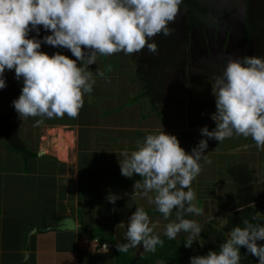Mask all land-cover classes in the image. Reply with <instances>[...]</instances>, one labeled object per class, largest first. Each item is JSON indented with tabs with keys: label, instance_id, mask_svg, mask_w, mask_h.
I'll return each instance as SVG.
<instances>
[{
	"label": "clouds",
	"instance_id": "1",
	"mask_svg": "<svg viewBox=\"0 0 264 264\" xmlns=\"http://www.w3.org/2000/svg\"><path fill=\"white\" fill-rule=\"evenodd\" d=\"M182 2L0 0V89L6 87V69L14 70L15 78L23 81L20 96L12 102L21 118L40 117L36 126L42 124L44 118L66 115L75 119L83 108L85 95L92 93L96 83L89 65L95 64L98 57L121 52L135 55L146 48L150 53H157L154 38L172 34L174 29L169 25L175 23ZM41 26L51 32L43 38V43L68 49L76 59L42 52L41 41L28 38L33 30L38 36ZM96 75L104 73L97 70ZM211 85L216 111L210 118L216 127L212 131L206 126L200 130L201 136L207 139H201L191 153L180 146L175 135L166 134L161 128L142 141L137 140L136 150H124L120 154L121 175L140 177L134 184V195L141 191L145 196L154 193L149 203L169 221L164 235L174 240L179 233H188L186 248H191L202 233L201 224L185 216L203 214L197 206L192 182L202 171L201 162L207 160L208 140L220 143L234 135L243 136L251 138L257 149L264 151V57L226 60L223 72L212 77ZM120 198L112 193L106 197L112 204ZM242 225L232 229L218 251L193 256L190 264H240L242 247L258 258V264H264V245L257 243L264 241V226L247 219ZM158 226L159 222H152L143 207H137L129 217L126 242L116 245L117 250L128 252L142 246L144 251L155 253L157 246L164 244L155 232ZM84 240L86 252H106L89 249V243L95 240L111 245L114 252L113 245L102 239L85 236Z\"/></svg>",
	"mask_w": 264,
	"mask_h": 264
},
{
	"label": "crops",
	"instance_id": "2",
	"mask_svg": "<svg viewBox=\"0 0 264 264\" xmlns=\"http://www.w3.org/2000/svg\"><path fill=\"white\" fill-rule=\"evenodd\" d=\"M55 52L76 59L63 47ZM126 56L121 52L111 58L98 57L95 64L89 65L96 83L92 93L85 95L77 118L66 115L44 118V122L36 126L40 117L17 115V128L24 130L20 134L18 130V135L34 156L25 159L7 150L0 141V264H20L24 254L29 255V264H120L128 256H141L147 253L142 246L128 252H119L116 248L126 242L129 217L137 207H143L152 222H159L155 232L165 236L169 221L164 220L161 213L152 212L155 205L149 203V197L154 193L145 196L141 191L134 195V184L140 177L121 175L120 154L124 150H136L137 140L142 141L161 128L166 134L175 135L180 146L191 153L201 139H207L201 136L200 130L206 126L212 131L216 127L210 118L216 108L206 109L202 126L195 129L190 124L186 103L183 106L166 103L167 95L158 106L150 107L148 98L138 95L139 85L135 86L130 78L133 70L117 63ZM97 70L104 75H96ZM198 122L197 116L192 118V123ZM225 150L231 152L227 161ZM243 152L249 156L245 157L246 165L240 166ZM205 155L207 160L201 162L202 171L192 182L195 192L197 181L199 184L202 178L222 177V173L227 175V167H236L240 168L239 178L246 193L252 198L253 194H259L260 185L253 179L259 178L256 173H260L264 180V151L258 150L251 138L234 135L220 143L209 139ZM248 175L250 180L245 179ZM227 177L231 182L228 185L234 190L233 181ZM261 185L264 186V181ZM110 193L121 198L115 204L109 203L106 197ZM232 199L234 201V195ZM200 202L203 201H196L198 207ZM66 217L74 219L80 227L76 231L36 234L27 246L31 230L40 228L43 223L54 226ZM171 219H175V212ZM83 236L111 243L114 252L84 251ZM185 236L182 237L186 239ZM149 264L170 263L158 259Z\"/></svg>",
	"mask_w": 264,
	"mask_h": 264
},
{
	"label": "trees",
	"instance_id": "3",
	"mask_svg": "<svg viewBox=\"0 0 264 264\" xmlns=\"http://www.w3.org/2000/svg\"><path fill=\"white\" fill-rule=\"evenodd\" d=\"M184 9L190 7L192 9L190 14L188 11L184 10V14L179 13V15H183L185 18L184 25V42L178 41L182 36L178 34L176 31H173L169 36L158 35L154 38V42L158 45L157 53H150L146 48L135 54L130 55L129 58L131 62L135 63L137 66L135 75L138 80V84L141 87V96L147 97L151 104L152 108H155L160 101H163L167 94L166 84L170 85L167 81H173V78L169 77V73L171 72L170 68H176L180 60L184 58L183 47L182 45L187 42V39L190 35L192 28H197L202 32L206 30V26L210 25V22L206 20L205 16L208 13L207 7L199 5L201 1L195 2L194 0H183ZM249 4V0L245 1V7ZM207 6L206 4H204ZM209 8V7H208ZM262 9V8H260ZM259 11V10H258ZM264 16V15H262ZM257 19L254 16L247 15L245 26L243 28V57L248 56H256V57H264V35L260 32V28H262L261 20L259 18V24L257 26ZM171 29H173L172 24L169 25ZM47 35H51V32L45 31L41 26L39 29V35L35 30L29 33L28 38H36L41 41V51L51 56L57 48L46 43H43V38ZM259 40L260 46L256 54H253L251 51V45L253 40ZM142 61H147L149 68L141 72ZM138 72L142 73L140 77L138 76ZM180 76L181 83L185 79V77ZM5 80L6 87L4 89H0V141L3 143L4 147L10 152H15L21 155L23 158L27 159L29 157L34 156L27 147L22 139L18 135L17 128V115L18 113L15 111L12 102L21 94V90L23 87V81L17 80L15 78L14 70L5 71ZM190 107L189 113L191 115L190 124L193 128H199L203 122L204 117L203 114L205 112L199 113V109L201 108L198 102L190 96L189 98ZM193 110V111H192ZM200 114L201 117H200ZM192 115L197 116L199 122L192 123ZM245 166V164H243ZM236 167H227L226 173L231 178L235 187L234 194V203L232 205V209L225 211L224 227L221 230L222 233L217 232V239H221L223 241H217L212 245H203L200 248L199 241L206 238L207 235L216 232L213 229H205L202 231L199 238H196V242L193 243L191 248H186L184 243L186 239L182 236H178L177 240H169L166 236L160 235L161 239L164 240V244L162 247L157 246L155 253L147 252L138 257L128 256L124 260H121L120 264H149L152 260H168L170 264H190V258L193 256H203L206 255L209 251H218L220 245L226 241V234H229L234 227L243 226L242 221L244 219L249 220L252 223L260 224L264 226V215L260 214V209H262V204H254L252 206V195L246 192L247 189L244 185H241L242 179L239 176L234 174ZM245 174L247 172L245 171ZM250 193V192H249ZM237 209H241L237 211ZM152 212H158L156 209L152 210ZM175 212V210L173 211ZM229 212V214H227ZM253 217L256 219L253 220ZM186 219H192V215L185 216ZM86 232V229H83ZM259 245H264V241H258ZM241 260L240 264H258V258L252 256L247 253L245 248L240 249Z\"/></svg>",
	"mask_w": 264,
	"mask_h": 264
},
{
	"label": "rangeland",
	"instance_id": "4",
	"mask_svg": "<svg viewBox=\"0 0 264 264\" xmlns=\"http://www.w3.org/2000/svg\"><path fill=\"white\" fill-rule=\"evenodd\" d=\"M195 2L199 0H194ZM199 5L207 7L208 13L205 18L210 22V25L206 26V30L203 32L197 28H192L190 35L185 42L183 47L184 58L180 60L177 67L170 68L171 72L169 77L173 78V81H167L170 85L166 84L167 89L166 93L168 95L166 103L180 104L183 106L184 103L187 104V109L190 107L189 98L190 96L194 98L200 105L199 113L206 111V109H213L215 107V97L212 95V77L214 75H219L224 70L225 61L228 59L243 58V28L245 26V21L247 15L254 16L257 19V26L259 24V18L261 20L262 28L260 32L264 35V0H249L247 9L245 7L246 0H200ZM184 2H182L180 8V13L184 14V10L188 11L190 14V7L184 9ZM206 4L207 6H205ZM209 7V8H208ZM262 8V9H260ZM259 10V11H258ZM185 25V18L183 15H178L175 23L172 24L174 31L178 34H181V38L178 40L184 42L185 35L183 33ZM260 46V41L253 40L251 45V51L253 54H256ZM59 52H55L56 54ZM52 54V55H53ZM60 54V53H59ZM131 56L127 55L122 61L119 60L117 63H122V65L130 67V78L132 81H135L134 85H139L136 83V75L134 74L137 69V65L131 61L128 62ZM111 58V56H110ZM127 61V62H125ZM141 72L148 69V62L142 61ZM142 73L138 72L140 77ZM185 77L183 82L180 81V76ZM130 80L129 76H127ZM141 93V87H138V95ZM190 111V110H189ZM193 111V110H192ZM151 112H153L151 110ZM202 114H200L201 117ZM205 119V117H204ZM20 124V123H18ZM19 134L22 127H18ZM24 132V130H23ZM238 141V139H236ZM226 145V144H225ZM224 145V146H225ZM228 150H225L223 153L224 156L230 157ZM237 155V153H236ZM232 156V155H231ZM241 163H245L246 158H248V153H241ZM258 164V163H257ZM237 168L234 171L236 176H241ZM258 172V171H256ZM222 177H216L211 179L202 178L199 180V184L196 182V196L197 200L203 201L200 202V208L203 210L202 215H192L193 220H196L202 226V231L208 229L215 230L206 236L205 239L199 241L200 248L203 245H212L216 243L217 232H221L224 227L225 211L232 209L234 203L232 195L235 194V188L233 190L230 184V179L224 173L221 174ZM262 175L256 173V177L253 182L256 184L258 182V193L253 194L252 200L253 204H262V209H260V214L264 215V186L261 185L264 180L261 179ZM224 178V179H223ZM245 179L250 180L248 175ZM225 180V181H223ZM247 182V181H246ZM263 186V188H261ZM200 190V191H199ZM198 206V205H197ZM229 214V212H227ZM181 236V234H179ZM185 236V233H183ZM182 235V236H183ZM223 236L225 234L222 233ZM188 233L185 238L187 239ZM199 238V237H197ZM229 238V234H226V239ZM217 241H223L217 239Z\"/></svg>",
	"mask_w": 264,
	"mask_h": 264
},
{
	"label": "water",
	"instance_id": "5",
	"mask_svg": "<svg viewBox=\"0 0 264 264\" xmlns=\"http://www.w3.org/2000/svg\"><path fill=\"white\" fill-rule=\"evenodd\" d=\"M80 226L76 225L74 219L71 217H66L56 223L54 226H47L46 223H43V225L38 229H33L30 231V233L27 235V246L29 245L30 239L35 236L36 234L47 232H54V231H76ZM29 255L24 254L23 259L20 264H29Z\"/></svg>",
	"mask_w": 264,
	"mask_h": 264
},
{
	"label": "built area",
	"instance_id": "6",
	"mask_svg": "<svg viewBox=\"0 0 264 264\" xmlns=\"http://www.w3.org/2000/svg\"><path fill=\"white\" fill-rule=\"evenodd\" d=\"M89 244H90V246H89L90 250H100V251H106V252H112L113 251V248L111 245H108L106 243L102 244L96 240L91 241Z\"/></svg>",
	"mask_w": 264,
	"mask_h": 264
}]
</instances>
